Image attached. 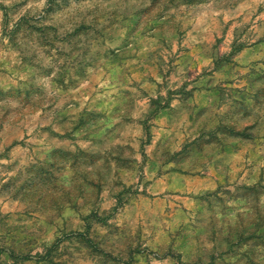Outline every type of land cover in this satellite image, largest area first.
<instances>
[{
	"label": "rangeland",
	"instance_id": "obj_1",
	"mask_svg": "<svg viewBox=\"0 0 264 264\" xmlns=\"http://www.w3.org/2000/svg\"><path fill=\"white\" fill-rule=\"evenodd\" d=\"M0 264H264V0H0Z\"/></svg>",
	"mask_w": 264,
	"mask_h": 264
},
{
	"label": "trees",
	"instance_id": "obj_2",
	"mask_svg": "<svg viewBox=\"0 0 264 264\" xmlns=\"http://www.w3.org/2000/svg\"><path fill=\"white\" fill-rule=\"evenodd\" d=\"M77 235L86 236L83 232H77ZM90 241V238H87ZM24 258H28V256H23Z\"/></svg>",
	"mask_w": 264,
	"mask_h": 264
}]
</instances>
